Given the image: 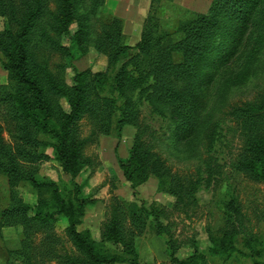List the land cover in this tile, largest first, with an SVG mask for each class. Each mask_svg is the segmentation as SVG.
<instances>
[{
	"label": "rangeland",
	"instance_id": "rangeland-1",
	"mask_svg": "<svg viewBox=\"0 0 264 264\" xmlns=\"http://www.w3.org/2000/svg\"><path fill=\"white\" fill-rule=\"evenodd\" d=\"M13 1L14 11L9 13L8 19L0 16V30L9 27L17 33L23 25L27 2ZM210 1L162 0L157 6V17L168 28H174L185 17L184 10L206 13ZM56 2L44 0L43 17L31 29L34 67L42 77L45 74L50 80L70 87L75 85L74 79L80 73L85 75L86 83L92 75L99 74L104 87L96 92L99 95L90 90V98H112L115 95L111 81L118 67L138 54L136 45L150 0H103L96 10H92L94 0H70L71 20L67 26L63 10L58 15ZM113 17L122 22L124 43L130 47L116 65L110 61V50L104 39V33L109 30L105 24ZM232 33L229 31L223 40L218 38L219 45L210 49L207 60L190 79L200 104L195 133L180 135L170 108L154 98L151 104L146 101L139 104L137 119L144 129L142 140L146 148L161 158L163 181L149 170L147 161V177L142 183L132 186L123 176L119 160L128 157L135 128L125 126L119 133L116 117L110 124L100 126L93 115L81 110L74 122L80 152L74 178L57 160L53 148L56 138L51 134L38 137L44 143L39 152L47 159L33 165L37 169L35 179L56 184L71 198L75 187H79L86 200L85 215L77 226L79 231H89L95 240H103L106 248L114 251V244L105 241L102 233L115 219L128 235L132 224L126 205L134 202L159 211L166 231L163 237H157L150 229L137 235L140 264L169 263L165 245L168 240L173 243L179 260L187 259L198 250L206 256V264L264 263V180L234 169L244 151L240 109L247 104H260L264 99V0H258L252 20L241 33ZM0 82H10L1 64ZM50 101L53 108L66 114L74 110L62 97L52 95ZM1 122L5 142L14 147L17 131L13 123ZM261 132L264 133V129ZM212 133L214 139L210 143ZM19 189L24 201L36 207V192L27 184L20 185ZM233 197L239 205V217L234 222L237 226L234 243L238 252L232 259L222 260L211 252L209 230L213 233L228 230L231 221L225 217L226 204ZM8 201L7 180L0 175V223L1 211ZM22 233L21 226L0 228V264L6 263L8 250L21 248ZM29 244L34 264H73L82 260L93 264L74 247L64 217L58 216L50 227L33 226Z\"/></svg>",
	"mask_w": 264,
	"mask_h": 264
},
{
	"label": "trees",
	"instance_id": "trees-1",
	"mask_svg": "<svg viewBox=\"0 0 264 264\" xmlns=\"http://www.w3.org/2000/svg\"><path fill=\"white\" fill-rule=\"evenodd\" d=\"M161 1L150 0L149 12L136 45L138 54L118 67L111 81L115 96L109 99L89 96L90 90L99 95L96 92L104 87L103 77L99 74L92 75L89 83H86L85 75L80 73L74 79L75 85L70 87L50 80L45 74L42 77L37 67H34L30 34L35 23L43 17L44 0H26L27 11L22 28L17 33L9 27L0 30V64L8 73L10 81L6 84L0 82V175L6 177L9 199L1 211L0 228L21 226L24 232L21 248L8 250L5 264H34L29 244L31 228L35 225L50 227L58 216L67 220L68 232L76 250L87 256L93 264H140L137 235L147 229L157 237L165 235L159 211L129 203L126 207L132 231L127 235L119 221L111 220L102 233L103 239L115 246L114 251L108 250L103 240L97 241L89 231L77 229L85 215L86 204L79 187L75 185L76 192L71 198L59 190L56 184L36 180L37 169L33 168L35 163L47 159L39 152V147L44 143L38 137L51 134L57 141L53 144L57 160L72 178L77 175L80 152L76 144L74 122L81 110H86L97 119L100 126L110 124L112 118L116 117L119 133L125 126L135 128L133 147L126 159L119 160L122 174L132 186L145 181V161L150 163L149 170L163 181L161 158L146 148L142 140L144 129L137 119L140 102L151 104L154 98L170 108L178 122L176 130L180 135L195 133L200 120V104L190 79L197 75L210 49L219 45L218 38L223 40L229 31L233 35L241 33L245 24L252 20L258 0H211L206 13L184 10L185 17L174 28H168L157 17V6ZM56 3L58 15L63 10L67 26L71 20V2L57 0ZM94 3L92 10L101 6L103 0H94ZM13 11V0H0V16L8 19L9 13ZM107 21L111 22L105 24L109 30L104 33V39L110 50V61L115 65L120 64L121 57L126 55L130 47L124 43L122 22L116 17ZM52 95L66 99L74 110L66 114L53 108L50 101ZM239 118L244 151L234 169L256 180H264V133L261 132L264 129V99L255 106L247 104L241 108ZM1 120L13 123L17 131L14 147L5 142ZM213 139L214 133L210 135V143ZM25 184L37 194L36 207L26 203L21 196L19 187ZM225 217L231 221L228 230L217 233L209 230L210 249L218 258L229 260L238 252L234 243L237 231L234 222L239 217L236 198L227 202ZM165 245L170 260L167 264H206V256L198 250L187 259L179 260L174 254L171 240L165 241ZM73 264L90 263L82 260ZM254 264L264 263L255 261Z\"/></svg>",
	"mask_w": 264,
	"mask_h": 264
}]
</instances>
